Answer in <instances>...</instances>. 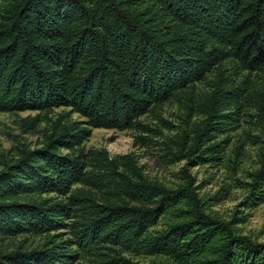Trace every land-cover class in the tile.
<instances>
[{"label":"trees","instance_id":"1","mask_svg":"<svg viewBox=\"0 0 264 264\" xmlns=\"http://www.w3.org/2000/svg\"><path fill=\"white\" fill-rule=\"evenodd\" d=\"M0 11V112L63 108L82 119L56 123L40 148H18L0 171V237H46L40 248L0 249V264H73L72 245L104 264L128 250L173 264H264V243L240 234L243 220L210 212L222 191L201 197L186 169L167 188L145 178L132 155L83 147L93 129L145 131L141 117L216 69L198 107L203 119L166 153L190 167L220 163L218 136L238 128L252 103L259 167L240 206L263 205L264 93L232 77L264 71V0H0ZM68 226L74 240L55 241L50 233Z\"/></svg>","mask_w":264,"mask_h":264},{"label":"rangeland","instance_id":"2","mask_svg":"<svg viewBox=\"0 0 264 264\" xmlns=\"http://www.w3.org/2000/svg\"><path fill=\"white\" fill-rule=\"evenodd\" d=\"M5 5L6 2H2L1 8ZM223 68L224 75H227L233 65L227 62ZM217 73L218 71L213 69L206 74L204 81L194 85V89L179 94L141 117L139 124L145 131L93 129L83 147L86 150H105L111 158L132 155L145 178L167 188H177L181 185L183 183L181 170H188L201 197H210L222 191L221 201L211 207L210 212L225 221L232 220L236 214L237 219L243 220V223L237 224L240 234L258 243H264V204L251 209L240 206L248 193L246 184L250 181L249 175L259 167L260 144L256 143L255 137H261V129L256 121L259 113L251 107L252 103L245 104L238 128L218 136V140L225 141L223 159L220 163L190 167L185 160L170 163L171 157L166 153L167 146L174 147L172 140L177 135L189 132L192 125L203 119L198 107L204 96L212 91L211 85ZM233 73L232 79L237 86L246 85L249 91L264 93V71L235 70ZM36 116L39 117V121L34 129L21 124L23 119ZM76 121L82 119L63 108L49 113L0 112V171L6 164L16 159L18 148L22 146L29 149L40 148L45 136L56 123L63 125ZM70 221L65 223L70 225ZM161 227L163 221H159L154 230ZM50 234L57 235L55 241L74 240L70 226ZM45 241V236L0 237V249L12 251L20 247L22 251H28L40 248ZM71 250L77 253L73 264H104L100 258L81 253L75 245H72ZM120 256L123 261L119 264H173L164 258L145 256L133 250H128Z\"/></svg>","mask_w":264,"mask_h":264}]
</instances>
